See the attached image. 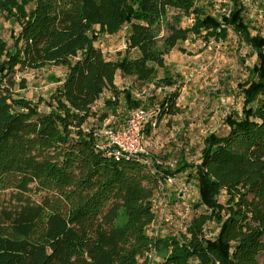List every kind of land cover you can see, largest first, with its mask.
Wrapping results in <instances>:
<instances>
[{
  "label": "trees",
  "instance_id": "16d2710c",
  "mask_svg": "<svg viewBox=\"0 0 264 264\" xmlns=\"http://www.w3.org/2000/svg\"><path fill=\"white\" fill-rule=\"evenodd\" d=\"M201 1L0 0V264H260L264 38L252 35L239 0H222L231 6L219 19ZM4 23L18 27L10 45ZM95 27L125 30L123 55L107 60ZM229 33L256 60L237 85L239 110L225 117L227 134L206 135L198 163L181 158L171 167L95 147L85 131L90 120L116 117L121 125L132 111L155 106L144 137L178 114L181 82L166 57L190 36L208 44ZM46 67L65 69L55 89L37 103L22 98L26 83L17 74ZM118 74L173 92L158 102L154 94L137 98L118 88ZM179 176L197 191L192 216L176 234L149 235L155 193Z\"/></svg>",
  "mask_w": 264,
  "mask_h": 264
},
{
  "label": "rangeland",
  "instance_id": "374dc122",
  "mask_svg": "<svg viewBox=\"0 0 264 264\" xmlns=\"http://www.w3.org/2000/svg\"><path fill=\"white\" fill-rule=\"evenodd\" d=\"M224 2V1H223ZM222 0H202L200 5L206 14L217 19L222 17ZM252 35L264 38V6L246 14ZM191 19L182 23L189 27ZM98 34L95 46L105 58L114 61L125 50V30L118 34L108 35L104 30L95 27ZM18 27L12 23H4L1 30L3 40L10 45V35L17 33ZM252 51L239 44L236 37L229 33L225 41L206 44L201 38L189 37L180 43L166 57L165 63L173 74L180 78L181 87L177 107L180 112L170 118L163 119L149 136H144L143 149L145 155L174 165L183 158L188 163H198L203 149V139L209 133L219 136L227 134L225 117L238 111L240 95L238 84L246 77V69L255 63ZM65 69L46 67L38 71H25L17 74L16 80H24L26 89L19 91L22 98L37 103L40 99H47L55 89L56 78H63ZM118 88L133 89L137 98L154 94L157 102L165 95L173 92V88L156 90L151 84L140 85L129 78L116 77ZM99 101L94 108L101 107ZM41 112H48L43 105ZM116 117L100 124L90 120L87 128L101 130L103 128H117L123 124ZM119 125V126H118ZM223 197L219 198L220 202ZM198 200L194 184H187L184 176H179L171 183L167 182L161 191L154 196L156 221L149 228V235L164 237L176 234L182 230L193 214V205ZM216 228L213 224L208 227V237H213ZM258 261L264 264V253Z\"/></svg>",
  "mask_w": 264,
  "mask_h": 264
},
{
  "label": "built area",
  "instance_id": "2783aa9c",
  "mask_svg": "<svg viewBox=\"0 0 264 264\" xmlns=\"http://www.w3.org/2000/svg\"><path fill=\"white\" fill-rule=\"evenodd\" d=\"M245 10L246 14L249 11H254L258 6H264V0H239ZM226 7H223V14H228V9L231 4L224 1ZM157 107L139 108L132 111L126 122L117 128H103L101 130H92L86 128L85 131H91L95 139V147L98 150H109L115 156H142L145 157L143 149V129L146 124L153 119L157 114ZM154 126V125H153ZM172 167L173 165L170 164ZM169 183L172 182L168 179Z\"/></svg>",
  "mask_w": 264,
  "mask_h": 264
}]
</instances>
